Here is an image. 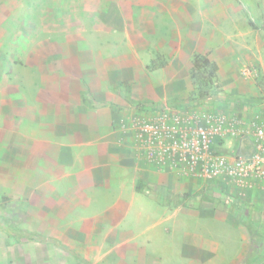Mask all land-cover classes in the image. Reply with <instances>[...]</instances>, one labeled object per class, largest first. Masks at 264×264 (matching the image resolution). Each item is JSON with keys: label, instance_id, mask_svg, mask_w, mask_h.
Masks as SVG:
<instances>
[{"label": "crops", "instance_id": "obj_1", "mask_svg": "<svg viewBox=\"0 0 264 264\" xmlns=\"http://www.w3.org/2000/svg\"><path fill=\"white\" fill-rule=\"evenodd\" d=\"M63 1L67 14L50 23L63 39L55 47L45 22H12L15 8L27 18L29 0H0V264H147L148 248L125 235V219L150 216L137 203L171 174L125 147L124 114L110 105L128 106L125 95L105 88L83 98L70 75L79 73L77 59L99 64L115 51L117 22L133 45L132 58L151 57L139 41L152 34L150 22H175L169 43L178 35L181 41L194 22L186 46L166 66L171 74L181 65L191 69L193 54L207 52L193 48L204 40L197 33L205 22L202 0L194 11L183 0H55ZM56 58L68 60L61 82H55ZM96 72L107 68L86 70ZM188 86L183 95L154 101L186 97L191 77Z\"/></svg>", "mask_w": 264, "mask_h": 264}, {"label": "rangeland", "instance_id": "obj_2", "mask_svg": "<svg viewBox=\"0 0 264 264\" xmlns=\"http://www.w3.org/2000/svg\"><path fill=\"white\" fill-rule=\"evenodd\" d=\"M183 2L188 11L195 10V0ZM29 4L27 18L15 8L12 22H45L44 35L57 47L63 39L50 23L67 14L66 2L58 5L55 0H29ZM197 4L199 8V1ZM202 8L205 22L197 33L204 40L193 48L209 52L217 61L223 87L237 99L197 108L146 111L126 103L129 107L119 109L124 114L119 129L123 130L125 147L143 164L161 172L166 168L171 174L164 183L145 189L138 209L151 215L125 219V235L148 248L143 258L147 264H264V164L261 173L246 181L239 180L240 171L233 166L239 155L255 151L257 130L264 128V0H202ZM118 23L114 27L118 32L115 51H107L109 56L99 64L97 60L77 59L75 70L84 73L71 74L70 78L82 87L83 98L105 88L146 101L183 95L190 84V69L181 65L171 74L166 66L175 50L186 46V33L197 28L194 22H189L185 34L182 31L181 41L180 35L172 37L177 43L168 42L169 31L177 34L175 22H150L152 34L139 40L148 50L145 55L151 56L146 58L130 56L133 45L129 37L119 33L122 27ZM107 40L110 48L112 37L107 36ZM186 60L185 56L180 59L181 63ZM67 64L66 58L55 59V82L63 81ZM87 65H101L107 73L87 74ZM155 65L162 66L153 69ZM252 96L258 100L252 102ZM116 127L113 124L114 131ZM201 130L209 132L208 141L194 157L186 142ZM228 132L232 140L226 139ZM216 155L229 157V166L219 177L212 169ZM216 188L231 197L221 195ZM235 199L248 202L243 211H236Z\"/></svg>", "mask_w": 264, "mask_h": 264}, {"label": "trees", "instance_id": "obj_3", "mask_svg": "<svg viewBox=\"0 0 264 264\" xmlns=\"http://www.w3.org/2000/svg\"><path fill=\"white\" fill-rule=\"evenodd\" d=\"M161 66L155 65L153 69ZM190 77L192 88L186 97L172 98L167 101H144L125 94V99L128 101L131 108H139L146 111L161 110L164 108H178L183 106L197 108L205 104H214L217 101L232 102L237 99L236 94L227 92L223 87L219 78V65L207 52H195L193 54ZM250 100L255 102L258 98L252 96L250 97ZM110 105L119 109L126 107L113 102H110ZM216 191L223 196L231 197V195L222 188H216ZM235 201L236 211H243L248 205L247 201L239 199H235Z\"/></svg>", "mask_w": 264, "mask_h": 264}, {"label": "built area", "instance_id": "obj_4", "mask_svg": "<svg viewBox=\"0 0 264 264\" xmlns=\"http://www.w3.org/2000/svg\"><path fill=\"white\" fill-rule=\"evenodd\" d=\"M209 132L201 130L186 142L192 149V155L198 156V152L203 151V145L207 144ZM257 138L255 151L249 156L239 155L234 159V165L240 171V179L246 181L247 177L257 175L263 170L264 164V128L257 130ZM191 141V143H190ZM214 166H212L213 174L219 177L220 174L229 166V157L227 155L214 156ZM232 173V172H231Z\"/></svg>", "mask_w": 264, "mask_h": 264}]
</instances>
